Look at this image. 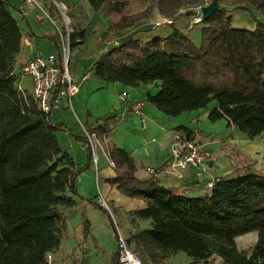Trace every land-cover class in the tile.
<instances>
[{"label":"trees","instance_id":"1","mask_svg":"<svg viewBox=\"0 0 264 264\" xmlns=\"http://www.w3.org/2000/svg\"><path fill=\"white\" fill-rule=\"evenodd\" d=\"M86 1L94 12L108 17L103 35L107 39L154 15L172 18L173 25L177 17L192 16L195 5L211 0ZM218 3L219 9L202 20L199 44L175 28L152 40L130 37L99 57L92 67L94 75L133 88L152 85L156 93H147L145 101L166 116L213 102L209 120L223 118L249 139L264 133V0ZM10 8L9 0H0V264H50L47 256L60 247L67 229L65 213L77 205L75 179L87 166L79 167L58 142L56 132L64 126L52 122L32 92L19 88L21 74L15 62L22 34ZM250 8L262 20L252 15V30L233 28L228 12ZM83 35V30H72L70 48ZM52 40L58 53L59 44ZM174 130L194 140L187 127ZM91 131L100 137L108 126ZM81 141L91 159L86 139ZM107 153L115 171L108 183L121 195L146 203L131 214L148 225L129 233L125 241L128 247L153 249L157 254L150 255V264H163L178 252L189 264H211L214 253L206 237L233 245L249 232H256L255 243L237 254L220 250L221 264H264V173L244 165L235 177H217L209 191L190 197L165 187L157 177L137 179L134 159L124 148L111 145ZM99 208L116 232L107 209ZM110 264H119L117 252Z\"/></svg>","mask_w":264,"mask_h":264},{"label":"rangeland","instance_id":"2","mask_svg":"<svg viewBox=\"0 0 264 264\" xmlns=\"http://www.w3.org/2000/svg\"><path fill=\"white\" fill-rule=\"evenodd\" d=\"M51 1L52 0H39L40 4L46 9L49 15L55 18L57 24L61 26V28L63 29L64 19L62 18V16H60V13L58 11H57L58 13H56L55 11H51L49 9L50 8L49 6L52 4ZM55 1L58 3L62 1L71 3L75 0H55ZM84 1L87 2L86 0ZM78 2L80 3L81 1L78 0ZM208 3L209 2H206V4ZM54 8L56 7L54 6ZM63 11L65 13V19L68 23V28L72 31L73 30L72 24H74L73 16H71L69 12H67L66 8L63 9ZM75 15L77 16L78 14L76 13ZM252 15H255L260 20H262V17H260L253 8H250V10L235 9L228 12V16L231 17L232 27L236 29L252 30L254 28V21ZM68 17H70L71 20H69ZM190 17L187 15H182L180 17H177L175 19V24L173 25V27L168 28L169 29L168 32H171L172 29L175 28L177 30L185 32L195 44H199L201 39V31L204 26V23L201 22L196 25H191ZM159 18L161 17L154 15L150 19L139 20V22H136V24H134L131 28H128L127 31L135 27L137 23L141 25V28L146 29L148 28V26L151 25L153 21ZM92 19H93L92 14H86V19H83L85 22L82 20L84 22L82 24L89 25L92 23ZM97 21L98 19H96L95 22L96 26L93 28L94 30L93 31L91 29L88 30L83 44L74 46L70 48L69 51V57H68L69 74L71 75L75 84L79 86V92L81 96L80 98L82 100V102H78V94L77 96L73 97L72 98L73 109L78 112L77 107L80 108L79 106H81V103H87L88 105L89 104L97 105L99 107V110L101 111L100 115L104 116L102 117L101 122L108 124L107 133L113 134L115 137L119 139V142L117 143H120V146L118 147L125 148L124 143L125 142L127 143L128 140V133L126 132L127 130H125V126L122 125L120 129L114 131L115 128L119 126V125L117 126V121L114 120L115 115L112 116L111 119L108 120L105 119L108 117V114L112 112L109 110L110 103L113 102L116 96L118 97V93L121 92L122 87L120 83L104 82L100 78L96 77L93 71L90 70V68L93 67V65H90V61L91 60L94 61L96 57L99 58V56L102 55L103 47L107 41L115 39L112 38L113 37L112 34L108 36L107 38L108 40L103 39V35L106 32L105 29L103 34L101 35V39L103 41L99 43L98 33H96V31H100L101 29H104V26L100 21L99 23ZM47 22L50 26V29L52 30L53 33L52 35L57 37V32L54 25L49 20H47ZM109 24L110 23L108 19V27ZM165 28L166 27L164 26L152 28L150 29L147 35L142 34L140 36L141 37L140 39L152 40L155 38L156 35H160V37H163V35L165 34L164 32ZM123 40L125 39L123 38ZM53 48L55 50L54 46ZM47 50H49V48ZM19 64H22V61L18 62L17 66H19ZM79 71H81L80 74H76L79 73ZM85 73L86 76L83 79L82 77ZM74 75H76V77ZM19 83L21 85V88H24L29 92L33 91V81L30 76L23 75V77H20ZM125 88L127 90H131L129 89L130 88L129 86H126ZM148 88H150L149 90L152 93H156V90L154 89L152 90V85ZM145 97L146 94L144 95V97L142 96L144 100ZM58 104H59V108L54 110L53 121H55L56 123H60L61 120L65 121L67 118H71L72 127L73 126L77 127L78 122L75 121L76 118L73 114V110L67 104V99L60 100ZM149 104L150 103L148 102L146 103L147 106ZM119 105L120 103L116 99V106L119 107ZM212 106H213V102H210L207 108L185 112L173 117L166 116L161 112L163 114L161 116L164 120H170L173 123V125L184 123L186 125L185 127L192 130L194 133V141L196 143L203 145L205 149H207L210 153L213 154V158L215 156V158L220 162L221 165L224 164L226 167L228 168L231 167V169L232 168L234 169L233 171H231L233 173L230 176L231 178L235 177V175H237V173L241 171V168L244 165L253 166L252 171L254 172L256 171L257 173H264V133H261L260 135L256 136L253 139H249L245 137L237 128L228 126L226 120L223 118L218 119L216 121L209 120L207 117V113ZM117 107H115L114 109H117ZM123 115L124 114H121V116ZM144 117L147 125L146 129H142L140 124V119H138L137 117L135 118L136 127L140 128L143 134L147 132L146 131L147 129L149 130V119L147 118L145 113H144ZM121 119L123 120V117H121ZM162 122L164 121L162 120L161 123ZM100 125H104V124H100ZM114 126L116 127L112 131V128ZM88 128L94 129V127H88ZM133 129L129 130L130 133ZM113 135L109 136L110 137L109 140L114 139ZM154 136L155 135H153L152 137ZM60 144H63L61 146L65 148L70 153L71 156L76 154L75 152L76 148L67 146L63 142H61ZM79 147L80 146L77 145V148ZM100 151L101 150L97 148L94 152L95 156L91 153V160L93 163L95 157L97 159V156L98 157L100 156L99 155ZM74 162L77 164V160L74 159ZM86 162H87V158L84 163ZM207 189L209 191L210 188ZM179 194L182 193L179 192ZM107 211L111 217V220L113 221L115 226L119 229L121 234L123 235L124 233H126L127 230L124 228L123 226L124 224L121 223L118 215L115 212L112 213L109 207ZM65 219L68 227V230L66 231H69V234H66L65 231V234L60 243V247L63 245V248L59 247L52 255H48L47 256L48 262L50 264H60L62 263V261H67L68 264H73L72 260L80 261L81 259L86 258L88 260L87 262L91 264H110L113 255L117 252V246H116L115 233L113 231L112 225L108 217L105 216L104 213H101L99 211L92 212L88 209H84L81 207V208H74L70 212H66ZM140 228H142V226L139 227V229ZM72 236H74L77 246L73 244ZM256 239H257L256 232H249L247 234L237 237L235 239V244L233 245L224 241L216 240L213 237H206L205 242L214 253V256L212 257L210 263L221 264L223 262V259L220 256H218L220 250L222 249L229 250L230 252H232V254H237V251L239 250H247L251 245L255 243ZM68 240L71 241L68 242ZM129 248L137 255V257L141 261V264H150L151 262L150 255H155L156 257L157 254L153 249L148 250L143 247H140L137 244H132L131 246H129ZM188 260L189 259L182 252H178L174 255L169 256L166 260H164L163 264H189ZM75 264H77V262H75Z\"/></svg>","mask_w":264,"mask_h":264},{"label":"crops","instance_id":"3","mask_svg":"<svg viewBox=\"0 0 264 264\" xmlns=\"http://www.w3.org/2000/svg\"><path fill=\"white\" fill-rule=\"evenodd\" d=\"M80 1H81L80 3L78 2V0H75L71 3H67L65 1L60 2V4L65 6L67 12H69V14L73 16V23H74L72 24L73 30L84 31L83 40L77 45L83 44L89 29H91L92 31L94 30L93 28L96 26L95 23L96 19H98L97 21L98 23L100 21L104 26V29H101L100 31L95 30L96 33H98L99 43L102 42L103 40L101 39V35L103 34L104 30L107 29L108 27V17L104 13L94 12L89 6V4H87V2H85L84 0H80ZM9 2L11 4L10 12L13 15V17L16 19L22 34L21 47L15 62L16 72H20L21 66H23L33 54L41 53L42 55H49L52 53L54 54L57 53L56 50H54L53 48V46L55 47V42H53L52 38H54L55 41H57V43H58V39L56 36L52 35L53 34L52 30L50 29V26L47 22V20L49 19L45 18L44 15L36 7L30 4H26L20 0H9ZM49 7L51 11H55L56 13L59 12L57 8H54L52 6V4ZM181 11H185V10L183 9ZM76 13L78 14L77 16L75 15ZM86 14H92L93 17L92 23L89 25L82 24L85 22L83 19H86ZM51 18L55 20V18H53L52 16ZM68 18L69 20H71L70 17ZM174 24H175V20H174ZM137 25L129 31L111 33L113 36L112 38L117 39L119 43H121L122 41H124L123 38L124 39L130 37L141 38L140 36L142 34L147 35L150 29H152L151 26H148V28L145 29V28H141V25H139L138 23ZM173 25L164 26L166 27L164 29L165 36L168 33H170L168 32L169 30L168 28L172 27ZM155 37L156 38L160 37V35H156ZM48 48L49 50H47ZM98 59L99 58L96 57L94 61L91 60L90 65H93ZM20 61H22V64H19V66H17L18 62ZM90 70H92V67L90 68ZM80 72L81 71H79V73L76 74H80ZM74 76L76 77V75ZM85 76L86 73L83 75L82 78L84 79ZM21 77H23V75H21ZM150 86L151 85H145L136 88L130 87L129 89L131 90H127L125 88L126 86L121 85L122 87L121 92L126 91L129 95V98L123 101L120 97L121 92L118 93V97L116 96L113 102L110 103L109 105L110 108L109 110L112 112L108 114L109 118H112V116L115 115L114 120L117 121V126L119 125L117 128H115L116 126H114L112 128V131L114 128H115L114 131L120 129L122 125H124L125 130H127L126 132L128 133V140L127 143L126 142L124 143L125 144L124 149L125 150L127 149L126 151H128L132 155L136 166L135 177L141 181H146L151 178V175L148 173L147 168L149 167L162 168L167 164L169 160V144L172 139L173 133L175 132L174 129L179 125L186 126L184 123L173 125V123L170 120H164L161 116L163 115L161 111L157 110L153 105L151 104H149L148 106L146 105L147 102L142 98V96L144 97V95L147 93L153 94L149 90L150 88H148ZM153 89L156 90V88L152 86V90ZM77 94H78V102H82L80 98L81 96L79 92V86H78ZM77 94L75 96H77ZM72 98H71V108L76 118L75 121L78 122L77 127L74 126L72 127L71 118H67L65 121L61 120L60 123H56L55 121H53L54 110L59 108V104H58L59 101L66 98H62V97L56 98L54 107L50 111L51 114L50 117L54 124H59L64 126V130H60L56 132V137L58 142L59 143L63 142L67 146L76 148L75 150L76 154L71 157L77 160V165L79 167L87 166L83 168V170L78 174V176L75 179V189L79 195V197L76 198L77 200L76 208L82 207L92 212L99 211L101 213H104L99 208L102 207L101 204L99 203V199L101 196L106 201L108 207L110 208V211L112 213L115 212L120 218L121 223L124 224L123 226L127 231L126 233L123 234V237H126L128 236L129 233L136 232L139 229V227L141 226L146 227L148 225L147 221L140 220L131 214L133 211L143 209L146 206V203L142 199H129L121 195L117 191L116 185L112 186L108 183V180L115 176V171L113 166L110 165L108 159L106 158L104 149L108 148L111 145H116L117 147L120 146V143H117L119 142V139L117 137H115L113 134H108V133H105V135L100 136L99 141L103 149H100L101 150L99 154L100 156L99 157L97 156V163L94 164L92 160L88 158L89 154L81 141V138L84 137L82 127L92 130V128H88V127L95 128L96 127L95 125L98 126L100 124H106V123L101 122L102 117L104 116L100 115L101 111L99 110V107L97 105L95 104L88 105L87 103H81V106H79L80 108L77 107L78 110L77 112L76 110L73 109ZM116 99L120 103L119 107L116 106ZM137 100L143 101V111L146 114L147 118L149 119V130L147 129L146 130L147 132L145 134L141 132L142 130H140V128L136 127L135 118L137 117L139 119V117L131 114L128 111V108L126 107L131 102ZM115 107H117V109H114ZM122 113H124L123 116H121ZM120 116L123 117V120L121 119ZM108 117L105 119L108 120ZM162 120L164 122L161 123ZM106 125L108 126V124ZM131 129L133 130L130 133L129 130ZM110 135H113L115 141L114 139L109 140ZM153 135L155 136L152 137ZM77 145L80 147L77 148ZM204 150L209 155L207 164L205 165L204 168H190L183 172V177L181 179L176 178L172 174H168L166 176H158L157 178L160 180L161 184L164 185L165 187L171 188L176 193L180 192L187 196L195 197L201 195L203 192L208 190L206 188L207 187L206 183L210 179L215 177H222V176L230 177L233 174L231 172L234 170L233 168L232 169L231 167L228 168L224 164L221 165L220 162L215 158V156L213 158L212 153H210L205 148ZM86 158H87V162L84 163ZM87 200H92L94 204L88 202ZM96 204L99 207L96 206ZM66 228H67L66 230H68V227ZM113 231L116 237V232L114 229ZM66 234H69V231H66ZM69 241L71 240H68V242ZM74 241H75L74 236H72V242L75 246H77L76 241L75 242ZM60 248H63V245ZM85 259H81L80 261H75V260L72 261L73 264H75V262H77V264H91L87 262L88 261L87 259L86 260ZM60 264H68V262L62 261V263Z\"/></svg>","mask_w":264,"mask_h":264},{"label":"built area","instance_id":"4","mask_svg":"<svg viewBox=\"0 0 264 264\" xmlns=\"http://www.w3.org/2000/svg\"><path fill=\"white\" fill-rule=\"evenodd\" d=\"M26 4L36 7L45 18L49 19L54 25L57 32V39L59 44V52L52 53L47 56L41 53L33 54L30 59L20 68L21 75H27L32 78L33 81V96L37 101L39 108L48 113L54 107V103L57 97H65L68 101V106L71 108V98L78 92V85L75 84L68 70V57L70 51V33L72 32L68 28V23L65 19V13L63 11L64 6L55 0L51 3L57 8L60 16L64 19V28L62 29L52 19L46 9L40 4L39 0H20ZM204 4H197L192 7L194 14L190 17V24L195 25L202 22L200 15V8ZM173 23L172 18L161 17L151 23V28L159 26H169ZM119 41L113 39L107 41L103 47L102 54L106 52L112 46H117ZM20 88V86H19ZM121 99L125 101L129 98L126 91L121 92ZM128 111L139 117L141 128H146V120L143 113V101L137 100L131 102L128 106ZM72 109V108H71ZM124 114V113H122ZM84 138L90 148V152L94 155L97 148L103 149L99 141V137L94 131L82 127ZM106 158L111 166L113 163L108 158L107 149H104ZM95 156V155H94ZM209 155L204 150L203 145L196 143L183 131H175L169 144V160L167 164L162 168H147L148 173L151 176H166L168 174L174 175L176 178L181 179L183 172L190 168H204L207 164ZM97 163L95 157L94 164ZM200 175V173H199ZM217 177L210 179L206 186L211 188ZM99 203L105 209H108L106 201L100 196ZM117 229V228H116ZM116 246H117V259L119 264H141L139 258L134 252L129 249L126 244L123 235L116 230Z\"/></svg>","mask_w":264,"mask_h":264},{"label":"water","instance_id":"5","mask_svg":"<svg viewBox=\"0 0 264 264\" xmlns=\"http://www.w3.org/2000/svg\"><path fill=\"white\" fill-rule=\"evenodd\" d=\"M219 9L218 0H211L208 4L201 6L200 15L202 20L208 18L213 12Z\"/></svg>","mask_w":264,"mask_h":264}]
</instances>
